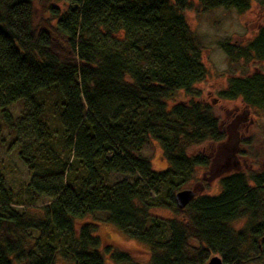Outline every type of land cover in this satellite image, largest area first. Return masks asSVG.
<instances>
[{
	"label": "trees",
	"instance_id": "trees-1",
	"mask_svg": "<svg viewBox=\"0 0 264 264\" xmlns=\"http://www.w3.org/2000/svg\"><path fill=\"white\" fill-rule=\"evenodd\" d=\"M36 1L0 0V119L34 172L28 204L41 205L15 208L0 174V264H55L57 256L69 264H105V256L140 264L102 246L101 222L146 245L149 264H207L214 256L224 264H264V169L220 178L217 195H198L183 210L175 202L197 168L210 165V157L188 149L226 140L213 106L196 100L195 85L208 71L185 13L194 1L205 11L244 13L251 0H64L62 10L43 7L49 17L37 23ZM254 1L264 8V0ZM219 46L230 64L264 63V28L245 46ZM55 90L74 149L65 164L48 159L43 99ZM178 92L191 99L169 108ZM218 96L264 111V74L231 77ZM18 103L25 112L15 119L9 107ZM151 139L168 161L163 172L144 155ZM73 170L82 176L72 177ZM111 174L131 180L111 182ZM154 207L178 217L154 216Z\"/></svg>",
	"mask_w": 264,
	"mask_h": 264
},
{
	"label": "rangeland",
	"instance_id": "rangeland-1",
	"mask_svg": "<svg viewBox=\"0 0 264 264\" xmlns=\"http://www.w3.org/2000/svg\"><path fill=\"white\" fill-rule=\"evenodd\" d=\"M55 5L61 10L65 7L64 0H41L34 3V20L48 18V12L42 8ZM187 22L194 31L201 47L202 59L208 74L205 80L195 85L199 97L197 101L213 106L215 116L220 120L221 129L226 135L222 144L207 141L190 147V155H205L210 157L208 167L197 168L194 178L185 184L182 190H191L198 195H217L220 192V178L240 171L245 173H260L264 169V111L246 106L241 99L223 100L218 96L219 91L225 89L229 79L234 76H247L254 73L264 74V63L254 60L242 61L237 65L230 64L226 54L219 46L220 42H229L238 46H245L264 28V8L251 0V7L244 13H237L235 9L216 8L205 11L197 1L193 9L185 13ZM191 97L184 92H178L169 100V108L184 103ZM46 119L51 128L48 159L61 157L62 164L72 160L74 149L67 145L64 128L61 122L63 98L58 90L52 95L45 96ZM13 117L19 119L25 112L23 103L9 107ZM47 148V146H46ZM46 148L43 150L46 151ZM19 146L14 143L13 136L0 119V174L5 188L12 190L18 210L28 208L31 211L41 205L32 206L27 193V185L31 182L34 172L31 171L18 156ZM144 155L151 161L153 170L165 171L169 164L158 141L151 139L144 148ZM49 160V161H50ZM65 182H66V173ZM71 175V174H70ZM72 177H81L75 174ZM130 178L111 174L109 181L117 182ZM43 199L42 202H46ZM150 214L161 218L178 217L171 209L154 207ZM244 221L235 224L241 228ZM103 247L112 248L129 253L140 264H149L151 252L148 247L136 240L130 239L113 225L101 222L97 231ZM55 264H69L57 256ZM105 264H114L110 257L105 256Z\"/></svg>",
	"mask_w": 264,
	"mask_h": 264
},
{
	"label": "water",
	"instance_id": "water-1",
	"mask_svg": "<svg viewBox=\"0 0 264 264\" xmlns=\"http://www.w3.org/2000/svg\"><path fill=\"white\" fill-rule=\"evenodd\" d=\"M196 198V193L191 190H182L175 195V202L179 209H185ZM207 264H224L218 256L212 257Z\"/></svg>",
	"mask_w": 264,
	"mask_h": 264
}]
</instances>
